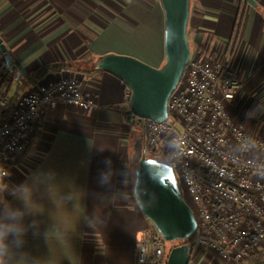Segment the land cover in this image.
<instances>
[{
    "label": "crops",
    "instance_id": "obj_1",
    "mask_svg": "<svg viewBox=\"0 0 264 264\" xmlns=\"http://www.w3.org/2000/svg\"><path fill=\"white\" fill-rule=\"evenodd\" d=\"M252 1L191 0L188 33L192 43L194 31L196 51L210 36L218 46L234 41L242 81L237 109L246 128L259 134L254 127L264 113V0ZM164 33L160 0H0V38L22 75L42 65L113 53L160 68ZM71 76H79L94 107L50 108L14 164L0 203L24 207L19 187L27 186V232L23 245L12 247L0 264H137V243L153 226L126 196L124 128L131 120L118 110H125L128 88L102 71L88 77L63 72L44 82ZM248 96L256 100V114L249 117L243 108L252 101L242 108Z\"/></svg>",
    "mask_w": 264,
    "mask_h": 264
},
{
    "label": "built area",
    "instance_id": "obj_2",
    "mask_svg": "<svg viewBox=\"0 0 264 264\" xmlns=\"http://www.w3.org/2000/svg\"><path fill=\"white\" fill-rule=\"evenodd\" d=\"M204 44L192 55L169 100L170 119L144 123L145 147L167 154L194 211L197 232L186 241L191 257L205 247L224 261L243 262L264 248V136L249 131L241 113L236 118L232 114L242 90L232 62L235 45L218 46L211 36ZM3 57L0 53V62ZM11 100L0 91V115ZM58 104L84 112L94 107L79 76H71L40 83L23 94L9 120L0 123V167L8 173H0V191L47 111ZM122 107L131 109V93ZM165 243L151 226L137 243V264H165Z\"/></svg>",
    "mask_w": 264,
    "mask_h": 264
},
{
    "label": "water",
    "instance_id": "obj_3",
    "mask_svg": "<svg viewBox=\"0 0 264 264\" xmlns=\"http://www.w3.org/2000/svg\"><path fill=\"white\" fill-rule=\"evenodd\" d=\"M247 1L254 5L252 0ZM190 3L191 0H160L165 21V64L161 68L118 54L105 55L97 62L98 71L115 76L130 91L131 109L126 116L134 123L137 119L157 123L170 119L169 100L182 82L193 55L188 33ZM0 51L7 66L15 72L14 61L1 38ZM132 163L138 165L134 195L143 215L165 242L192 239L198 223L182 196L174 167L168 162L147 158V149L141 140L135 142ZM190 255L188 244L179 245L168 255L167 264H190Z\"/></svg>",
    "mask_w": 264,
    "mask_h": 264
},
{
    "label": "trees",
    "instance_id": "obj_4",
    "mask_svg": "<svg viewBox=\"0 0 264 264\" xmlns=\"http://www.w3.org/2000/svg\"><path fill=\"white\" fill-rule=\"evenodd\" d=\"M191 3H190V11H191V17H192ZM190 46H191L192 53H193L194 47L192 43H190ZM99 60L100 58L97 57V58H93L89 60L86 59V60L77 61V62H72V61L71 62H56L52 64L42 65L40 67H37L33 72L26 74V75H22V74H19L17 70H15V72H12L11 68L7 66V63L3 57L0 62V91L8 92L11 89L12 85H15V93L12 97L10 106L5 111H3V113L0 115V123H3L9 120L11 116V112L15 106V103L20 96L27 93L31 89L33 88L35 89L36 87H38L40 83L44 82V80H46L49 76L54 75V74L63 73V72L65 73L71 72V73L81 74L82 77H88L90 75H93L99 72L96 69V65ZM131 121L132 123H131V128L129 131V139H132L133 145L137 140H141L143 145L145 146L146 138H145V133H144V123L146 121L139 120V119H137L135 123H134V120H131ZM147 157L150 159H160L162 161H165L171 164V161L168 158L167 154L162 151H157L155 153L147 152ZM131 164H132V160H131ZM178 184L181 189V185L179 181H178ZM182 196H183V193H182ZM184 200L190 205L188 200H186L185 198ZM183 243H186V241L183 240V241H178V242H173V243H165L166 253ZM262 253L263 255H260V257L254 259L251 263H248V264H264V252ZM249 258L251 260L253 257L252 258L249 257Z\"/></svg>",
    "mask_w": 264,
    "mask_h": 264
},
{
    "label": "rangeland",
    "instance_id": "obj_5",
    "mask_svg": "<svg viewBox=\"0 0 264 264\" xmlns=\"http://www.w3.org/2000/svg\"><path fill=\"white\" fill-rule=\"evenodd\" d=\"M192 32V43L194 42V36H193V33L194 31L191 30ZM215 38V37H214ZM190 40H191V37H190ZM194 45V43H193ZM197 46V45H195ZM205 44L203 45V48H204ZM232 47V45H230ZM212 50H213V47H212ZM211 50V52H212ZM236 50V49H235ZM128 52H134L136 54H140V52L138 50H133V51H130V50H127ZM196 50L194 49L193 51V54H195ZM210 52V54H211ZM113 54H116V53H113ZM118 55H123V54H118ZM126 56H130V57H135V56H132V55H126ZM237 56V51L234 53V57L232 59V62L234 64V67H235V70L237 72V74L240 76V69L241 67L238 66V64L235 63L234 59L236 58ZM137 58V57H135ZM138 59V58H137ZM140 60V59H139ZM251 63V62H250ZM164 64H165V61H164ZM163 64V65H164ZM245 66H243L244 68ZM161 68V67H160ZM9 96L12 98L14 93H15V88H11L8 92ZM253 96H248L247 97V100H246V103L243 107H245L250 101H252V105L250 107H245L243 108L244 111H246V115L249 113L248 117L250 116V113L251 114H256V106H255V101L256 100H253ZM120 112V114L122 115V117L124 118V120L126 121V112L125 110H118ZM240 112H238V109H237V103L235 105V109L232 111V114L233 116L236 118L238 115H239ZM259 120V119H258ZM258 120H256L255 122H257ZM129 124H126V127L124 128V133H125V146H126V150L128 152V155H129V160H128V164L126 165L129 169V172H130V177H129V180H127L125 182V184H128V193L126 194L127 197H131L132 200L136 201L135 199V195H134V184H135V171L137 170L138 168V165L137 164H131V159H132V156L134 154V147H133V141L132 139H129V131H130V128H131V124L130 122H128ZM261 124H258V125H255V131H257V133H259L260 135L264 136V113H263V118L261 119ZM133 151V152H132ZM160 160V159H159ZM162 161V160H161ZM176 174V172H175ZM177 177V175H176ZM178 179V178H177ZM187 243H183L181 245H185ZM180 245V246H181ZM173 250V249H172ZM170 250L169 252H167V260H168V255L170 254V252L172 251ZM264 252V249L258 251L256 254H254L253 256H251V260L250 258L246 259L245 261L243 262H236V263H241V264H248V263H251L254 259L260 257V255H263ZM218 252L214 251L213 250H209L205 247H202L201 248V251H196L195 250V256L194 257H191L190 255V264H229V263H233V262H229V261H224L219 255H217ZM262 257V256H261ZM167 260H166V263L167 264Z\"/></svg>",
    "mask_w": 264,
    "mask_h": 264
},
{
    "label": "clouds",
    "instance_id": "obj_6",
    "mask_svg": "<svg viewBox=\"0 0 264 264\" xmlns=\"http://www.w3.org/2000/svg\"><path fill=\"white\" fill-rule=\"evenodd\" d=\"M0 173L7 175V171L0 167ZM24 207H17L11 204L0 203V262L7 257L12 247L23 245V238L27 232V226L24 223L28 201L30 200V191L27 186L19 187V197Z\"/></svg>",
    "mask_w": 264,
    "mask_h": 264
},
{
    "label": "flooded vegetation",
    "instance_id": "obj_7",
    "mask_svg": "<svg viewBox=\"0 0 264 264\" xmlns=\"http://www.w3.org/2000/svg\"><path fill=\"white\" fill-rule=\"evenodd\" d=\"M230 43H233V44L235 45V43H234L233 40H230V41H229V44H230ZM147 158H148V157H147ZM152 227H154V226H152ZM154 228H155V227H154ZM155 229H156V228H155ZM166 243H168V242H166Z\"/></svg>",
    "mask_w": 264,
    "mask_h": 264
}]
</instances>
